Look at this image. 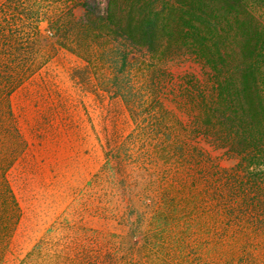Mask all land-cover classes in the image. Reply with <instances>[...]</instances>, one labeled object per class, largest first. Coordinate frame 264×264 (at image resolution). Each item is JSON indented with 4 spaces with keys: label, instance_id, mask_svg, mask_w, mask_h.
Returning a JSON list of instances; mask_svg holds the SVG:
<instances>
[{
    "label": "trees",
    "instance_id": "16d2710c",
    "mask_svg": "<svg viewBox=\"0 0 264 264\" xmlns=\"http://www.w3.org/2000/svg\"><path fill=\"white\" fill-rule=\"evenodd\" d=\"M84 9L79 36L120 46L125 75L103 90L123 100L137 127L164 137L155 152L183 163L185 176L155 199L145 233L132 207L117 240L91 229L73 232L67 249L44 237L16 249L22 210L8 171L22 141L5 101L14 78L2 62L0 264H214L205 258L210 242L234 244L242 264L254 263L253 236L264 241V0H107ZM182 61L192 67L175 78L168 67ZM196 139L234 163L221 166Z\"/></svg>",
    "mask_w": 264,
    "mask_h": 264
},
{
    "label": "rangeland",
    "instance_id": "374dc122",
    "mask_svg": "<svg viewBox=\"0 0 264 264\" xmlns=\"http://www.w3.org/2000/svg\"><path fill=\"white\" fill-rule=\"evenodd\" d=\"M85 2L103 9L107 0H0V63L14 78L5 101L22 141L8 177L22 210L15 246L23 252L41 237L67 249L75 231L95 229L117 240L129 229L132 207L143 214V233L155 199L185 176L183 163L155 152L164 137L149 124L137 127L123 100L103 90L125 75L120 46L112 38L79 36ZM191 67L182 61L168 70L178 78ZM194 143L221 166L234 163L201 139ZM253 237L251 264H264V241ZM216 244L210 242L207 260L242 264L234 244Z\"/></svg>",
    "mask_w": 264,
    "mask_h": 264
}]
</instances>
